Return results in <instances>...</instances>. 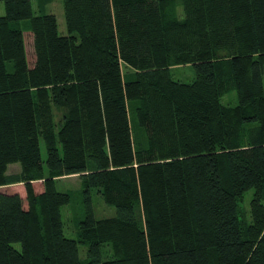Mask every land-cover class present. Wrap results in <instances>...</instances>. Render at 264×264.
Instances as JSON below:
<instances>
[{
	"label": "trees",
	"instance_id": "16d2710c",
	"mask_svg": "<svg viewBox=\"0 0 264 264\" xmlns=\"http://www.w3.org/2000/svg\"><path fill=\"white\" fill-rule=\"evenodd\" d=\"M0 2V264H264V0H63L67 36ZM73 176L76 240L57 188Z\"/></svg>",
	"mask_w": 264,
	"mask_h": 264
},
{
	"label": "rangeland",
	"instance_id": "374dc122",
	"mask_svg": "<svg viewBox=\"0 0 264 264\" xmlns=\"http://www.w3.org/2000/svg\"><path fill=\"white\" fill-rule=\"evenodd\" d=\"M32 6L34 12L39 14V7H41V13L40 14H53L56 16L58 20L59 25V34L61 36H67L66 31V25H65V19H64V12H63V0H32ZM4 10V6L2 4L1 6ZM4 15V11H3ZM2 16V15H0ZM30 31V30H29ZM30 35V34H29ZM26 52H27V58L29 61L30 66H33L34 60H35V53H34V45H33V38L26 36ZM122 69L124 70V73H130L132 72L129 68H126L125 65H123ZM172 75L175 80H178L183 83H191L195 79V70L192 65H183L174 67L171 70ZM238 102L237 93L231 92L227 95H225L222 99V104L227 107H234L236 106ZM134 103L131 102L128 104V110H129V117L130 121L134 123L136 117H135V111H134ZM54 114L56 117V120L60 119V113L55 109ZM42 154L43 159H46V151L44 148V145L42 144ZM20 171L19 165H11L9 167V173H16ZM34 188L36 193L43 192V184L41 182L35 183ZM57 188L59 192L63 193H70L72 196V202L63 207L62 209V216L65 226V235L67 238L70 239H78L79 235V229H78V221L80 219L79 216L82 214V204L80 203L79 196L77 193L81 189L80 180L78 177H68L58 180ZM3 192L6 193H18L21 195V197L25 200L26 199V191L25 187L23 185H15L7 188L2 189ZM252 198V192H249L246 194L244 198V202L242 204V208L247 218L250 219V200ZM93 206L95 215L98 219L112 217L115 215V208L107 206L103 200L102 197L97 194L96 191L93 193ZM80 256L82 258L85 257V248L80 245Z\"/></svg>",
	"mask_w": 264,
	"mask_h": 264
},
{
	"label": "crops",
	"instance_id": "0c3cea01",
	"mask_svg": "<svg viewBox=\"0 0 264 264\" xmlns=\"http://www.w3.org/2000/svg\"><path fill=\"white\" fill-rule=\"evenodd\" d=\"M1 6H2V2H0V15L4 16L3 15L4 10ZM41 11H42L41 7H39V14L41 13ZM36 14H38V13H36ZM16 27L20 28L22 31H24V38H25V45H26V36L28 35L29 37L33 38V34L29 31L30 30L29 23L21 22V23L16 24Z\"/></svg>",
	"mask_w": 264,
	"mask_h": 264
}]
</instances>
